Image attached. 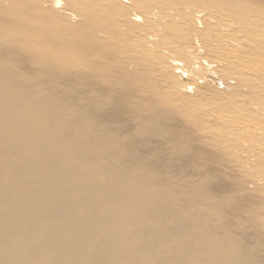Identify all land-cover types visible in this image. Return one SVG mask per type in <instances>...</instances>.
<instances>
[{"label": "bare ground", "instance_id": "obj_1", "mask_svg": "<svg viewBox=\"0 0 264 264\" xmlns=\"http://www.w3.org/2000/svg\"><path fill=\"white\" fill-rule=\"evenodd\" d=\"M262 187L264 0H0V264H264Z\"/></svg>", "mask_w": 264, "mask_h": 264}, {"label": "rangeland", "instance_id": "obj_2", "mask_svg": "<svg viewBox=\"0 0 264 264\" xmlns=\"http://www.w3.org/2000/svg\"><path fill=\"white\" fill-rule=\"evenodd\" d=\"M264 188V187H262ZM261 189H253L254 191H256V196L251 197V201L249 202L248 197L243 198V195L239 196V197H229V199H231L232 201H235L237 199H241L242 201H240V203H242V207L241 210L243 211L244 214H248L249 212L247 210L249 209H256L259 208L261 206L264 205V194H261L263 191ZM231 191V187L226 188V190L224 192H222V194H224V196L228 197V195L230 194ZM234 203V202H233ZM219 209H222V206H218ZM264 215V212L261 214ZM261 227L264 229V225H262L261 222Z\"/></svg>", "mask_w": 264, "mask_h": 264}]
</instances>
